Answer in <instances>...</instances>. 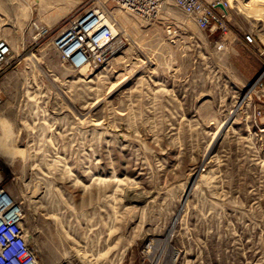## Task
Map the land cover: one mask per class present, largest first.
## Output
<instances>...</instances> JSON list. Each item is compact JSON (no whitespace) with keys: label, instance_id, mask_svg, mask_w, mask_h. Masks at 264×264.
<instances>
[{"label":"rangeland","instance_id":"rangeland-1","mask_svg":"<svg viewBox=\"0 0 264 264\" xmlns=\"http://www.w3.org/2000/svg\"><path fill=\"white\" fill-rule=\"evenodd\" d=\"M91 1L0 0L1 185L38 261L264 264V104L254 120L244 91L264 70V0L230 10L256 48L217 50L176 8L115 13L117 50L79 71L51 41Z\"/></svg>","mask_w":264,"mask_h":264},{"label":"built area","instance_id":"built-area-1","mask_svg":"<svg viewBox=\"0 0 264 264\" xmlns=\"http://www.w3.org/2000/svg\"><path fill=\"white\" fill-rule=\"evenodd\" d=\"M170 8H176L199 31L218 34L219 39L215 42L217 50H223L228 42L239 40L230 27L229 0H92L64 21L52 38V48L61 62L72 69L99 70L119 45L117 32L121 26L114 17L115 13L150 21L159 14L168 15ZM39 31L42 35L48 32L43 28ZM240 40L251 48L258 47L251 32L243 34ZM256 51L264 55V46ZM10 52L9 45L0 40V65L7 60ZM263 77L264 70L244 85L246 95L254 98V120L260 118L264 104ZM1 180L0 171V264H41L30 247L20 208L2 187Z\"/></svg>","mask_w":264,"mask_h":264},{"label":"crops","instance_id":"crops-1","mask_svg":"<svg viewBox=\"0 0 264 264\" xmlns=\"http://www.w3.org/2000/svg\"><path fill=\"white\" fill-rule=\"evenodd\" d=\"M207 1H211V0H207ZM253 1H254V0H248V1H247V5L252 4ZM257 1H259V0H257ZM35 2H36V3H39V0H35ZM50 11H52V12H61V11H62V7H61V6L54 7V8H52ZM239 40H240V39H239ZM263 46H264V43H263ZM263 80H264V77H263Z\"/></svg>","mask_w":264,"mask_h":264},{"label":"bare ground","instance_id":"bare-ground-1","mask_svg":"<svg viewBox=\"0 0 264 264\" xmlns=\"http://www.w3.org/2000/svg\"><path fill=\"white\" fill-rule=\"evenodd\" d=\"M230 1V3H231V6H232V4L235 2V0H229ZM33 26H34V28L35 29H42V27L39 25V24H37V23H33ZM117 31V30H116ZM115 31V32H116ZM118 33V32H117ZM79 71H82V70H86L85 68H80V69H78Z\"/></svg>","mask_w":264,"mask_h":264}]
</instances>
